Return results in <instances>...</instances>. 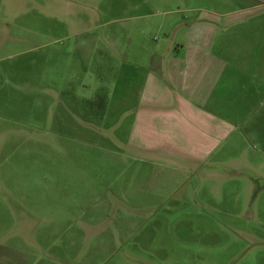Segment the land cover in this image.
<instances>
[{
    "label": "rangeland",
    "instance_id": "rangeland-1",
    "mask_svg": "<svg viewBox=\"0 0 264 264\" xmlns=\"http://www.w3.org/2000/svg\"><path fill=\"white\" fill-rule=\"evenodd\" d=\"M213 1L0 0V264H264L263 151L227 170L130 140L168 12Z\"/></svg>",
    "mask_w": 264,
    "mask_h": 264
},
{
    "label": "crops",
    "instance_id": "crops-1",
    "mask_svg": "<svg viewBox=\"0 0 264 264\" xmlns=\"http://www.w3.org/2000/svg\"><path fill=\"white\" fill-rule=\"evenodd\" d=\"M213 2L188 8L186 17L168 12L177 15L165 31L172 34L155 42L140 77L130 140L195 165L219 154V167L228 170L239 162L222 160L246 158L251 144L264 152V0ZM3 32L0 25V38ZM251 154L264 169V153ZM255 203L240 217L259 224ZM253 233L264 237L262 230Z\"/></svg>",
    "mask_w": 264,
    "mask_h": 264
}]
</instances>
